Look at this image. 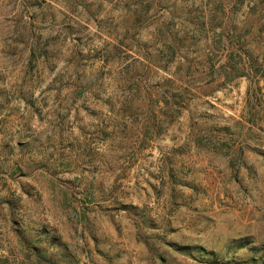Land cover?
Masks as SVG:
<instances>
[{
	"label": "rangeland",
	"instance_id": "1",
	"mask_svg": "<svg viewBox=\"0 0 264 264\" xmlns=\"http://www.w3.org/2000/svg\"><path fill=\"white\" fill-rule=\"evenodd\" d=\"M136 6L0 0V264H264V2Z\"/></svg>",
	"mask_w": 264,
	"mask_h": 264
},
{
	"label": "trees",
	"instance_id": "2",
	"mask_svg": "<svg viewBox=\"0 0 264 264\" xmlns=\"http://www.w3.org/2000/svg\"><path fill=\"white\" fill-rule=\"evenodd\" d=\"M156 0H136V8H140L138 13L135 14L136 16V22H140L143 21L144 23H154L155 20L150 21L152 18L151 16H149V11H150V3L154 2ZM238 0H236L237 2ZM261 2H264L262 0H260ZM242 3V1H241ZM160 19L157 20V26L154 30L153 33V38L157 43H160L161 48L158 51V63H161L163 66V69H166L168 66L172 65L173 62L175 61L176 57H177V48H176V44L173 40V33H172V29L175 26L174 20L170 19L168 20L166 23L165 22H160ZM150 21V22H149ZM204 24H202L201 29H204ZM235 38V37H234ZM240 38L237 40L239 41ZM215 45H221L222 44V34H220V36H218V39L215 40ZM237 49V53L231 52L228 55V58L226 60V63L224 65L218 64L219 61L216 62H212L209 61L208 63V71L206 74L207 80H205V82L202 84V87L207 88V87H211L213 85L214 82L218 81L220 78L224 79L223 83H229L232 80L240 77V75L243 74V70H244V62H243V58L241 57V53L243 54V50L242 48L239 46ZM228 65V66H227ZM228 69L227 72L224 69ZM191 68L188 67L187 68V72L185 74V76H190L193 77ZM222 74V76H220ZM187 89L184 88V92ZM166 91H164L165 93ZM183 93L178 92L176 94H172L171 98L173 99H177L178 100V105L183 102V100L185 99L182 96ZM167 103V102H165Z\"/></svg>",
	"mask_w": 264,
	"mask_h": 264
}]
</instances>
